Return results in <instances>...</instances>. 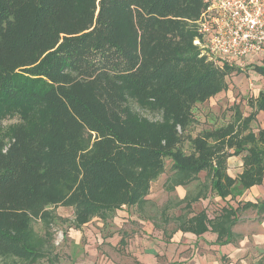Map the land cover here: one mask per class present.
Wrapping results in <instances>:
<instances>
[{
    "label": "trees",
    "instance_id": "1",
    "mask_svg": "<svg viewBox=\"0 0 264 264\" xmlns=\"http://www.w3.org/2000/svg\"><path fill=\"white\" fill-rule=\"evenodd\" d=\"M207 5L0 0V117L22 120L0 139V264L51 260L50 207L71 208L79 228L142 205L166 160L175 184L205 171L222 199L262 184L264 127L254 131L252 123L264 112V90L248 101L247 116L235 109L226 124L188 131L193 108L225 91L234 71L201 48ZM253 70L264 77V67ZM241 155L242 171L232 178L227 160ZM236 212L223 209L207 221L202 211L181 229L200 235L209 226L219 244L229 243Z\"/></svg>",
    "mask_w": 264,
    "mask_h": 264
},
{
    "label": "crops",
    "instance_id": "2",
    "mask_svg": "<svg viewBox=\"0 0 264 264\" xmlns=\"http://www.w3.org/2000/svg\"><path fill=\"white\" fill-rule=\"evenodd\" d=\"M226 165L227 174L236 177L242 171V155L228 158ZM170 166L171 162L150 184L142 205L123 206L106 220L94 218L75 228L72 209L55 208V221L59 217L61 225H67L70 249L91 251L97 264H236L248 251H264V208L244 207L247 203L264 205L256 201L264 200V180L240 196L222 199L211 191L205 171L186 184H175ZM65 209L70 210L69 217L61 215ZM223 209H237L229 243L219 244L209 226L200 235L181 229L202 211L207 221H213ZM43 260L57 264L59 258L53 251L50 261Z\"/></svg>",
    "mask_w": 264,
    "mask_h": 264
},
{
    "label": "rangeland",
    "instance_id": "3",
    "mask_svg": "<svg viewBox=\"0 0 264 264\" xmlns=\"http://www.w3.org/2000/svg\"><path fill=\"white\" fill-rule=\"evenodd\" d=\"M223 65L234 68V71L226 77L227 89L205 103L198 104L193 108L194 123L188 129L192 135L202 130L226 124L230 120L235 109H238L244 116H247L251 112L248 101L257 97L258 93L264 90V77L257 75L253 70L255 67H264V54L253 59L241 60L237 64L225 63ZM133 109L141 116L149 119L157 118L155 114L139 110L136 106H134ZM21 122L22 120L19 114H14L12 116L3 114V116L0 117V139L7 141L9 130ZM258 127H264L263 112L258 113L256 115V121L252 123L254 131H256ZM169 165L170 162L166 160L165 169H168ZM256 201L260 203L264 200L259 199ZM235 205L236 204H234V206ZM48 209L53 208L50 207ZM56 210L57 209H54L53 211L57 215ZM61 215L63 217H69L70 210L65 209ZM91 225L95 227V222H92ZM66 226L61 225V221H59L58 217L51 227L54 239V253H56L59 258L57 264H97L93 259L94 254H91V251L85 252L70 249L68 240L65 236L67 232ZM33 228L38 235L42 236L44 234V229L40 222H34ZM263 255L264 251H248L236 261V264H264V261L261 260ZM38 264L49 263L43 260Z\"/></svg>",
    "mask_w": 264,
    "mask_h": 264
},
{
    "label": "built area",
    "instance_id": "4",
    "mask_svg": "<svg viewBox=\"0 0 264 264\" xmlns=\"http://www.w3.org/2000/svg\"><path fill=\"white\" fill-rule=\"evenodd\" d=\"M205 1L199 33L210 59L223 66L264 54V0Z\"/></svg>",
    "mask_w": 264,
    "mask_h": 264
}]
</instances>
